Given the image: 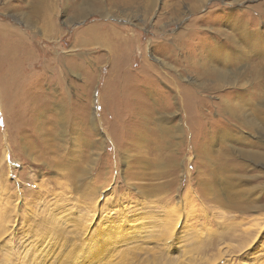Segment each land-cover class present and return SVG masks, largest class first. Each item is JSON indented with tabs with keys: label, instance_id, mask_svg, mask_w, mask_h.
Segmentation results:
<instances>
[{
	"label": "rangeland",
	"instance_id": "obj_1",
	"mask_svg": "<svg viewBox=\"0 0 264 264\" xmlns=\"http://www.w3.org/2000/svg\"><path fill=\"white\" fill-rule=\"evenodd\" d=\"M241 32L264 0H0V264H264Z\"/></svg>",
	"mask_w": 264,
	"mask_h": 264
},
{
	"label": "bare ground",
	"instance_id": "obj_2",
	"mask_svg": "<svg viewBox=\"0 0 264 264\" xmlns=\"http://www.w3.org/2000/svg\"><path fill=\"white\" fill-rule=\"evenodd\" d=\"M39 8L37 5L35 6V8ZM99 8L101 7L100 9H102L103 7L100 5V3L98 2H94L92 4H88V6H85L83 8L80 9V11H77L76 12V15L77 16H83V15H86L90 12V9L92 8ZM36 8V11L34 12L35 16H40V11ZM94 11V10H93ZM42 15V14H41ZM42 16L38 17L37 19H40ZM236 21V20H234ZM242 33V32H241ZM221 34V33H220ZM242 35H244V42L249 46V48L252 49V51L254 52V54L256 55H260V54H263L264 55V44L263 43V37L257 33H251L250 35L248 34H244V32L242 33ZM221 37V36H220ZM227 37V36H226ZM243 37V36H242ZM245 47V46H244ZM223 49V46L222 44L219 43L218 45V48L216 50H218V52H221ZM216 52V53H218ZM226 54H229V55H235L233 57H228V56H223V57H216V60L220 63V65L222 66V69H218L219 71H216L213 72L216 76L215 78V82L214 83H222L223 81H227V78H228V75H227V72L228 70L231 69V67L233 66L232 64L233 63H240V62H244V60L246 61V58H244L245 56V51L243 48H239L237 49L236 51L234 52H231V53H226ZM258 55V56H259ZM231 58H234L236 59L237 61H228L229 59ZM233 62V63H232ZM212 70V69H211ZM214 70V68H213ZM212 72V71H211ZM232 72H234L232 70ZM233 74V73H232ZM236 75V73H234ZM238 76V75H237ZM217 85V84H216ZM219 85V84H218ZM261 120V119H260ZM247 123H250L252 125H255L254 124V121L253 120H247ZM264 123V122H263ZM254 153V152H253ZM246 154V153H245ZM255 154V153H254ZM243 155V154H242ZM246 156V155H245ZM251 157H258L261 159V161H264V156L260 157V155H250Z\"/></svg>",
	"mask_w": 264,
	"mask_h": 264
}]
</instances>
